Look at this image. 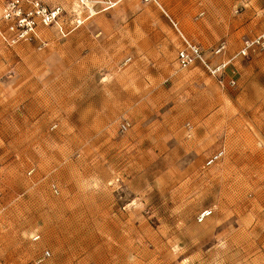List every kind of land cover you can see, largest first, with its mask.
I'll list each match as a JSON object with an SVG mask.
<instances>
[{
  "label": "rangeland",
  "instance_id": "1",
  "mask_svg": "<svg viewBox=\"0 0 264 264\" xmlns=\"http://www.w3.org/2000/svg\"><path fill=\"white\" fill-rule=\"evenodd\" d=\"M7 1L0 264H264L258 0H38L14 43Z\"/></svg>",
  "mask_w": 264,
  "mask_h": 264
},
{
  "label": "built area",
  "instance_id": "2",
  "mask_svg": "<svg viewBox=\"0 0 264 264\" xmlns=\"http://www.w3.org/2000/svg\"><path fill=\"white\" fill-rule=\"evenodd\" d=\"M30 2L31 8L24 11L22 2ZM3 18L7 21L8 38L11 43L18 40L32 38L35 35V26L37 22L48 25L59 18L60 9H48L38 0H9L3 8ZM177 31V36L181 46L177 51V61L181 68H187L195 62L200 61L206 65L199 46L189 40L183 32L178 28L175 22H172ZM218 49L216 52H219ZM242 54H246L245 50H241ZM208 68L209 66L206 65ZM210 71H214L209 68ZM221 155L216 153L208 160V164L213 162Z\"/></svg>",
  "mask_w": 264,
  "mask_h": 264
},
{
  "label": "crops",
  "instance_id": "3",
  "mask_svg": "<svg viewBox=\"0 0 264 264\" xmlns=\"http://www.w3.org/2000/svg\"><path fill=\"white\" fill-rule=\"evenodd\" d=\"M258 3H260V5H258L261 8H264V0H258ZM180 29V28H179ZM179 39V38H178ZM190 40V39H189ZM180 41V40H179Z\"/></svg>",
  "mask_w": 264,
  "mask_h": 264
}]
</instances>
